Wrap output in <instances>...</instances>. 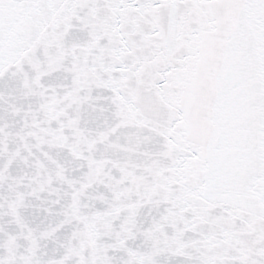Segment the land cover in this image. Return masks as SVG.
<instances>
[{"label":"snow or ice","instance_id":"1","mask_svg":"<svg viewBox=\"0 0 264 264\" xmlns=\"http://www.w3.org/2000/svg\"><path fill=\"white\" fill-rule=\"evenodd\" d=\"M0 264H264V0H0Z\"/></svg>","mask_w":264,"mask_h":264}]
</instances>
